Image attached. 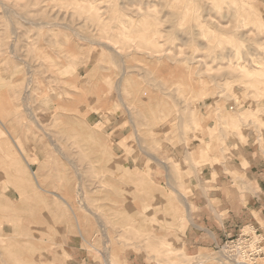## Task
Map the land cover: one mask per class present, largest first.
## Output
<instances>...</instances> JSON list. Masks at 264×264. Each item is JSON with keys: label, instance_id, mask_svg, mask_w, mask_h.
<instances>
[{"label": "rangeland", "instance_id": "374dc122", "mask_svg": "<svg viewBox=\"0 0 264 264\" xmlns=\"http://www.w3.org/2000/svg\"><path fill=\"white\" fill-rule=\"evenodd\" d=\"M197 90L264 147V0H0V264H34L61 230L103 264H214L263 236L185 249L196 172L158 139L191 132Z\"/></svg>", "mask_w": 264, "mask_h": 264}, {"label": "crops", "instance_id": "0c3cea01", "mask_svg": "<svg viewBox=\"0 0 264 264\" xmlns=\"http://www.w3.org/2000/svg\"><path fill=\"white\" fill-rule=\"evenodd\" d=\"M89 86L98 89L95 81ZM196 92L200 100L196 103V123L190 126L191 132L179 130L158 139L162 143L168 138L160 148L168 150L171 158L184 163L188 171L196 172L187 179L191 221L185 229L184 239L185 249L193 254L223 243L237 235L243 226L264 227V147L251 136L243 142L240 129L235 127L239 118L224 110L222 115L216 113L215 109L221 104H215L210 96L203 99L204 93ZM104 101L100 97L98 105ZM92 114L99 117L98 112ZM109 123L116 125L118 120L110 119ZM231 123H234L232 131ZM115 129H111L114 147L120 140L130 138L126 126L121 128L122 134H118L120 128ZM55 240L57 246L47 248L43 253L45 257L35 259L34 264H103L86 246L81 234L61 230ZM123 261L140 264L136 257L127 255Z\"/></svg>", "mask_w": 264, "mask_h": 264}, {"label": "built area", "instance_id": "2783aa9c", "mask_svg": "<svg viewBox=\"0 0 264 264\" xmlns=\"http://www.w3.org/2000/svg\"><path fill=\"white\" fill-rule=\"evenodd\" d=\"M251 236L256 237V240L247 243L246 238ZM263 239L264 235L258 234L257 229L249 228L239 238L227 240L220 250V257L215 258L214 264H256L258 257L264 253L261 244Z\"/></svg>", "mask_w": 264, "mask_h": 264}, {"label": "bare ground", "instance_id": "6f19581e", "mask_svg": "<svg viewBox=\"0 0 264 264\" xmlns=\"http://www.w3.org/2000/svg\"><path fill=\"white\" fill-rule=\"evenodd\" d=\"M89 7H90V6H89ZM88 9H89V8H88ZM139 15H140V14H139ZM98 17H99V16H98ZM146 19H147V18H146ZM144 22H145V21H144ZM142 24H144L143 21H142ZM144 26H145V25H144ZM144 26L142 25V26H141V29H142V28H145ZM128 27H129V26H128ZM147 28H148V27H146L145 29L148 30ZM141 29H139V31H140ZM142 30H143V29H142ZM142 30H141V31H142ZM139 31H138V32H139ZM148 31H149V30H148ZM145 32H146V31H145ZM145 32H144L143 34H145ZM126 33H127V32H126ZM131 33H132V32H131ZM146 33H147V32H146ZM60 196H61V195H60ZM61 197H62L63 199H65V197H63V196H61ZM172 240H173V239H172ZM173 244H174V243H173ZM168 249H171V248L168 247Z\"/></svg>", "mask_w": 264, "mask_h": 264}]
</instances>
